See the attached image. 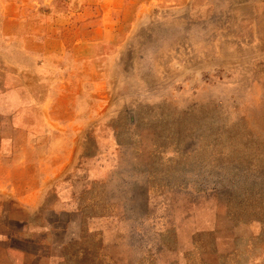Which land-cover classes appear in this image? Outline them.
<instances>
[{
	"label": "rangeland",
	"instance_id": "rangeland-1",
	"mask_svg": "<svg viewBox=\"0 0 264 264\" xmlns=\"http://www.w3.org/2000/svg\"><path fill=\"white\" fill-rule=\"evenodd\" d=\"M62 175V264H264V0H0V183Z\"/></svg>",
	"mask_w": 264,
	"mask_h": 264
},
{
	"label": "crops",
	"instance_id": "crops-1",
	"mask_svg": "<svg viewBox=\"0 0 264 264\" xmlns=\"http://www.w3.org/2000/svg\"><path fill=\"white\" fill-rule=\"evenodd\" d=\"M3 180L0 183V189L5 190H0L1 264H62L67 250L81 239L86 227L79 190L89 179L57 176L45 190L43 177L28 191L18 184L15 193L10 179L5 176ZM46 194L53 195V202L44 203Z\"/></svg>",
	"mask_w": 264,
	"mask_h": 264
}]
</instances>
